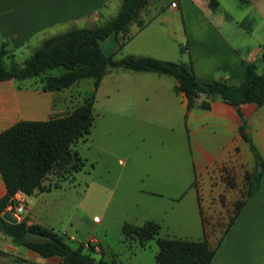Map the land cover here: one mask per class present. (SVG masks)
Listing matches in <instances>:
<instances>
[{"label": "crops", "instance_id": "0c3cea01", "mask_svg": "<svg viewBox=\"0 0 264 264\" xmlns=\"http://www.w3.org/2000/svg\"><path fill=\"white\" fill-rule=\"evenodd\" d=\"M155 1L146 0L141 8V26L133 22L125 32L110 36L115 41L114 49L103 51L106 55L116 58L117 47L141 36L144 38L136 41L134 51L127 55L190 61L196 79L202 82L227 79L239 84L248 62L255 63L261 72L264 0H239L236 14L222 0H169V10L155 6ZM120 4L121 0H0V47L6 44L16 61L22 62L45 38L80 28V23L106 20L105 10L110 7L116 14ZM166 12L171 21L181 23L178 59L174 57L175 46L153 40L154 28L164 25L161 14ZM51 75L44 69L0 80V132L21 120L41 121L64 115L79 99L92 96L94 119L87 135L93 151L88 161L93 175L99 164L112 174L110 166L117 161L123 168L116 176L133 174L140 200L137 203L144 196L150 198L146 212H139L135 225L153 220L159 224V232H164L163 238L206 239L212 247L218 244L212 264H264V171L258 188L248 194L255 179V150L264 162V102L236 107L215 99L208 109L194 106L186 110V98L175 91L176 79L169 80V75L109 68L100 78L79 77L66 87L49 89ZM203 100L199 98L198 103ZM97 125L128 128L136 139L126 153L121 140L106 145V139L94 132ZM158 127L163 130L154 129ZM50 179H44L31 195L15 194L24 200L20 219L76 240L73 233L79 225L56 212V203L49 200L65 183L47 190ZM5 193L0 174V198ZM90 203L93 207L94 202ZM90 240L94 241L96 258L129 264L93 235H89ZM147 245L136 247L141 251ZM0 251L6 253L0 254V264L60 262L57 256L45 258L18 246L2 232ZM136 255L137 249L128 253V262Z\"/></svg>", "mask_w": 264, "mask_h": 264}, {"label": "trees", "instance_id": "16d2710c", "mask_svg": "<svg viewBox=\"0 0 264 264\" xmlns=\"http://www.w3.org/2000/svg\"><path fill=\"white\" fill-rule=\"evenodd\" d=\"M145 3L146 0H121L117 13L103 24L72 28L49 36L22 62L16 61L13 50L2 44L0 80L32 71H51L63 67L61 74H52L48 80L49 89H60L79 77L100 78L109 68H122L172 76L176 79L175 91L182 92L186 98V110L194 106L208 109L215 99L236 107L247 102L259 105L264 102V46L260 57L261 72L257 71L255 63L248 62L246 75L239 84L227 79L199 81L190 61L162 60L131 54L121 58L106 55L100 42L125 32L133 22L141 26L139 13ZM180 51L183 52L184 47L181 46ZM201 97L204 100L198 103ZM93 119V97L89 96L77 101L64 115L41 121L21 120L0 132V174L6 188L5 195L0 198V232L18 246L42 257H59L58 264L120 263L117 260H106L103 256L96 258L93 244L84 250L83 243L72 246L71 239L64 233L36 224L27 225L23 219L9 223L2 219L1 214L13 203L16 193L33 194L49 176L53 178L45 186L47 190L61 186L64 181L72 183L75 180V174L82 169L84 162L72 146L89 133ZM255 154V179L248 188V194L258 188L264 171L263 160L256 150ZM242 204H237V210ZM27 232L41 233L48 239H26ZM121 232L123 242L132 250L136 246L145 247L149 240L155 239L158 246L154 255L155 264H212L218 245L212 247L206 239L159 237V224L153 220H147L142 225L125 222ZM0 254L6 253L0 251ZM15 259L25 261L18 257Z\"/></svg>", "mask_w": 264, "mask_h": 264}, {"label": "rangeland", "instance_id": "374dc122", "mask_svg": "<svg viewBox=\"0 0 264 264\" xmlns=\"http://www.w3.org/2000/svg\"><path fill=\"white\" fill-rule=\"evenodd\" d=\"M150 2L151 0H149V3ZM155 3V6H166V9L168 8L169 10V0H156ZM222 3L233 14H236L238 11L237 9L241 6L239 0H222ZM110 11H112L110 7L105 10L106 20H95L92 24L89 22L86 23V25L80 23L79 27H93L103 24L115 15L114 10L112 12ZM168 12L161 14V17L165 18V23L162 26H155L153 40L159 45L172 44L173 47L175 46L174 57L175 59H178L180 57V52L177 47V42L179 37L183 35L181 23L179 20L171 21V16ZM174 24L176 27H174ZM141 38L144 37L139 36L131 43L126 42L127 44L121 48L117 47L118 50L115 57L121 58L124 55H127L128 51H134L133 49L136 41ZM113 42L115 41L111 37L101 41L100 44L103 51L108 52L111 49H114L112 48ZM51 72L54 75H59L63 72V67H57L51 70ZM167 78H169V80H175L170 76H167ZM81 99H79V101ZM154 129L160 131L163 130L162 127ZM94 132L96 134L99 132L102 139H106L105 144L108 146L114 145L121 140L125 143L124 152L126 153L131 144H133L134 138L136 139L128 128H109L97 125ZM153 135L158 134L153 132ZM111 136H113L112 139L110 138ZM72 149L77 151L83 159V167L75 174V181L73 183L68 184L69 182L64 181L63 183H65V185L49 197L50 202L56 203V212L69 217L73 225L75 223L79 225L78 229L74 228L75 231L73 235L76 240L71 241L72 246L88 241L89 235H93L100 240L104 246H108L114 251L120 253L122 261L123 259H126L125 261L129 264H153L154 255L158 249L155 239L149 240L147 247L141 251H138L139 249L135 247L137 249V255L129 262L127 260L128 253L131 251L136 252V249H130L127 244H123L121 241L123 237L121 232L122 225L125 222L136 224L134 221L139 219V212L142 211L145 213L147 210V207L145 206L149 197L144 196L143 201L140 202V204L137 203L140 200L138 193L134 188L133 174L124 175L122 177L116 176V172H118L120 168H123V164L117 161L116 164L110 166L113 170L112 174L106 172L103 164H99L93 175L91 163L88 161V154L93 151V149L89 147V135L79 138L78 142L72 147ZM101 149L104 150L103 148ZM105 149V151L108 152L107 148ZM97 151L102 153L98 149L94 150V152ZM50 178H53V176H50ZM93 178L95 179L94 182ZM88 184L90 189H88ZM155 200L159 201V198H156ZM90 202H94L93 207H91ZM93 215H95L94 218ZM98 219H100V221ZM92 225L94 227L93 233L91 231ZM158 236L163 237L164 232L160 230ZM83 249L86 250L84 247Z\"/></svg>", "mask_w": 264, "mask_h": 264}, {"label": "water", "instance_id": "95a60500", "mask_svg": "<svg viewBox=\"0 0 264 264\" xmlns=\"http://www.w3.org/2000/svg\"><path fill=\"white\" fill-rule=\"evenodd\" d=\"M1 217L2 219H4L9 223H17L19 221L17 217L14 215L13 211L10 209H5L2 212ZM25 238L32 240H41V241H45L48 239L44 234L36 233V232H27Z\"/></svg>", "mask_w": 264, "mask_h": 264}, {"label": "built area", "instance_id": "2783aa9c", "mask_svg": "<svg viewBox=\"0 0 264 264\" xmlns=\"http://www.w3.org/2000/svg\"><path fill=\"white\" fill-rule=\"evenodd\" d=\"M172 6H176V2H171ZM212 103V102H211ZM6 209H10L13 211L14 215L17 217V219H20L21 214L24 210V200L21 197L14 196V201L12 204H9ZM94 243L93 240L87 241L83 243L84 248H88L90 244ZM96 250V248H95Z\"/></svg>", "mask_w": 264, "mask_h": 264}]
</instances>
